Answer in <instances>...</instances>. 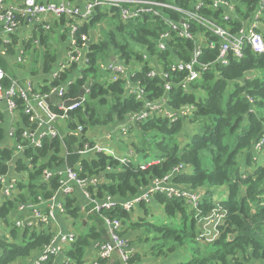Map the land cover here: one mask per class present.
I'll return each instance as SVG.
<instances>
[{
	"label": "trees",
	"instance_id": "obj_1",
	"mask_svg": "<svg viewBox=\"0 0 264 264\" xmlns=\"http://www.w3.org/2000/svg\"><path fill=\"white\" fill-rule=\"evenodd\" d=\"M160 1L198 13L233 34L251 23L261 9L262 2L236 0L234 9H230L226 6L215 7L213 0ZM200 3L202 6L198 9ZM160 11L161 15L144 14L124 21L118 8L97 6L91 17L80 24L76 34L79 39L82 34L88 35L89 64L84 68L73 65L58 77H52L50 82L43 81L41 84V80H38L35 90L46 93L55 86L75 79L66 94L74 98L79 95L83 85H89L86 100L70 111L68 119L59 125V129L65 135L68 164L81 176L99 181L97 186H89L94 197L103 199L111 195L118 201L129 200L147 189L154 179L164 178L181 164L184 169L174 173L171 182L190 191L203 192L196 206L187 198L169 197L165 193L155 192L151 202L142 201L132 211H126L121 206L102 211L104 215L122 220L121 234L131 237V244L137 251L132 262L147 264L142 260L140 248L147 244L151 235L155 240L151 248L158 254L157 258L173 255L179 257L180 249H183L186 259L175 264L262 262L264 161L252 169L250 167L259 160L255 152L261 150L256 151L255 148L264 134V53L257 54L251 46H247L241 58L230 56V64L223 66L216 62L221 37L204 25L192 21L195 39L204 49L201 60L211 63V67L197 80L189 83L187 89L178 83L184 74H173V89L166 93L165 79L160 75L149 78L148 71L152 68L166 69L173 61L188 60L194 43L173 34L167 49L159 51L157 40L169 27L165 18L175 21L182 16L188 18L184 13L171 8H161ZM64 21L62 19V23ZM260 22L258 31L264 38V7ZM98 27L100 35L96 36L94 30ZM40 34L41 38H35L33 43L38 40L43 45L45 51L40 71L48 74L57 57L45 49L48 38L43 32ZM11 36V44H5L0 38V66L11 78L25 80V73L19 74L15 67L21 66L20 70L37 74L32 69L40 61L38 56L34 57V66L29 70L23 63L13 64L7 55L2 54L4 47L9 55L15 53L13 44L16 36ZM210 42L215 44L214 48L209 46ZM23 44L22 55L31 48L32 41ZM144 54L148 55L147 60ZM114 59L131 65L130 78L146 85L149 99L156 100L167 94L168 105L174 109L183 105L194 106L191 115L176 122L153 113L144 121L129 124L125 135L115 131L112 140H120L125 136L128 143L130 140L129 149L136 153L128 164L104 152L82 155L74 150L75 146L81 147L84 142H92L94 137L87 135L90 128H117L127 122L129 114L143 107L142 101L127 93L124 79L113 82L110 72L100 69V62ZM139 64L140 68L136 66ZM10 77L4 80L5 87L10 85ZM22 103L18 99L19 114L14 133L17 143L22 142L26 128L34 127L22 112ZM4 121L5 115L0 112V176L8 174L14 161L13 168L19 177L13 195L8 198L2 195L3 183L0 180V230H4L0 236V264H24V261L39 251L41 253L43 247L50 243L54 229L52 225L47 227L43 223L20 229L14 222V227H11L12 221L21 205H35L39 203L38 196L50 198L58 189V175L46 179L44 170L61 167L63 157L60 156L58 138L53 142L45 139L41 148L28 147L20 154L9 143L1 146L8 135ZM79 124L84 126L82 136L70 134L69 131L76 129ZM117 154L120 155V152ZM142 165L146 168H142ZM222 186L227 187L226 198H221L220 192H217L216 188ZM62 200L65 214L73 220V226L78 223L77 239L66 247L61 257H52L45 264H90L87 260L89 249L93 248L95 241H106L103 218L98 214L85 216L77 196H63ZM152 204L162 208L164 218H150L152 214L149 206ZM218 208L226 216L212 231L213 225L208 224L206 219ZM136 209L141 213L137 218ZM87 219L94 222L85 224ZM208 231L217 236L214 239H211L212 236L207 238ZM66 260L69 262L66 263Z\"/></svg>",
	"mask_w": 264,
	"mask_h": 264
},
{
	"label": "built area",
	"instance_id": "obj_2",
	"mask_svg": "<svg viewBox=\"0 0 264 264\" xmlns=\"http://www.w3.org/2000/svg\"><path fill=\"white\" fill-rule=\"evenodd\" d=\"M236 0H213L215 7L226 6L234 9ZM97 6L116 7L120 10L121 18L124 21H129L144 14L161 15V8H171L184 13L188 18L182 16L179 20H171L165 18L169 27L162 32L157 40V48L159 51H165L168 47V41L175 34L177 37L185 38L193 41V51L188 60L173 61L168 64L167 68H152L148 71L149 78H155L158 75L165 79L164 89L169 93L173 89L172 76L175 73H182L184 76L178 82L184 89L188 88L189 83L197 80L202 73L210 69L211 63L203 62V45L195 39L192 32L191 22L195 21L204 25L208 30L221 37L222 42L218 48L216 62L221 65L230 64V56L241 58L244 49L251 46L253 51L257 54L264 53V38L261 32L258 31L260 26L261 10L264 7V0L261 2V9L257 11L250 24L244 26L237 34H233L228 29L217 26L214 22L204 18L198 13L185 11L184 9L160 0H85L83 5L70 0H15L12 3H7L5 0H0V23L2 24V33L6 35L14 34L22 25L31 26L39 31L50 30L52 22L58 21L62 25V32H66L70 36L69 46L67 48L66 57L60 68L53 72V78L58 77L61 72H65L73 65L84 68L89 64V57L87 53V46L89 44L88 35L82 34L80 39L77 37L80 24L87 21L91 17L93 11ZM202 3L197 5L199 9ZM228 18L227 16L225 17ZM62 19L65 23L62 24ZM182 21H184L182 23ZM3 39V38H2ZM80 40H83L80 43ZM5 44H11L12 40L3 39ZM211 48L215 47L213 42L209 43ZM2 53H7L4 47ZM144 59H148V55L144 54ZM100 69L108 71L114 80L124 79L125 88L130 96L135 97L136 100L143 102V107L140 111L128 115L127 122L115 128V131L122 130L123 134L128 131L129 124L141 122L151 116L153 113L160 114L172 122L178 121L180 118L189 116L193 113V105H183L174 109L168 105L167 94L161 98L152 100L148 98V91L146 85L134 81L130 78L131 65H125L117 60L104 61L99 64ZM139 68L140 65H137ZM10 77L7 71L0 66V99L6 101L7 106L13 117L19 114L18 99L23 101L22 112L27 115L31 125L23 131L22 142L16 143L15 148L17 152H23L28 147L41 148L45 139L50 141L56 138L60 140L61 152L63 157V165L56 170L45 169L44 177L49 179L54 175H58V189L52 193L50 198L38 196L39 203L35 205L23 204L19 207L20 210L31 209L30 217L32 221H23V219L16 221L18 227H26L28 225L35 226L43 223L49 227L55 217V212L58 210L65 214V208L62 206L60 196H77L81 204V212L85 216L101 215L103 224L106 227V233L111 236V240L95 241L93 249L95 251V258L90 261V264H135L132 258L135 257L137 251L131 244V240L121 235L123 228L122 220L111 215L102 214V211L111 210L121 206L126 211L134 210L142 201L151 202L152 195L155 192L167 194L169 197L187 198L193 205H198L203 192L190 191L183 187L174 185L171 182L174 173L181 172L184 166L181 164L173 169V171L161 179H154L151 184L144 189L139 195L126 201H118L111 195H106L103 199H98L89 191V186H97L99 181L94 178L83 177L78 171L71 167L67 161L68 147L65 141V135L61 134L59 125L62 124L69 117L70 111L77 106H80L87 97L90 88L88 84L82 86L84 95L80 103L66 107L63 104L51 103L47 104L45 99L55 93L58 98L64 100L76 99L79 97H67L69 87L73 84L75 79H70L66 84L53 87L49 92L42 93L35 90L36 85L33 80L25 79L20 81L17 78H11V83L5 87L3 82ZM82 78L83 75L81 74ZM81 91V90H80ZM58 109V110H56ZM114 131V132H115ZM84 132V126L79 124L76 129L69 131L76 137H81ZM113 131L105 135L106 140H112ZM15 129H11V136L14 137ZM77 147L80 154L86 155L88 153L104 152L111 154L117 158L121 163L128 164L134 157L130 156L133 150H130L126 156L118 155L112 147L104 146L102 142L93 138L92 142H84L81 147ZM264 147V134L262 139L256 145V151L262 150ZM142 168L146 166L142 165ZM3 183L2 195L5 198L13 195L17 177L16 176H0ZM46 203L45 206L43 204ZM41 206V207H40ZM44 208V209H43ZM225 213L220 208L216 209L211 217L207 218V223L212 224L214 228L222 222ZM27 217V215H26ZM213 231V230H212ZM206 236L214 239L216 233L212 235L211 231L206 232ZM77 239V230L69 229L68 231H53V238L45 245L39 254L38 258L33 264H45L52 257H61L64 254L68 245L75 242ZM69 260H66L68 263ZM256 264H264V261Z\"/></svg>",
	"mask_w": 264,
	"mask_h": 264
},
{
	"label": "rangeland",
	"instance_id": "obj_3",
	"mask_svg": "<svg viewBox=\"0 0 264 264\" xmlns=\"http://www.w3.org/2000/svg\"><path fill=\"white\" fill-rule=\"evenodd\" d=\"M56 22L57 21H53L52 22V28L50 30H42L41 31L48 38V40H47L48 45H47V47L45 46V49H48V51H50L51 53H55L56 57H57V61L53 64V68H52L51 72L48 73V74H43L40 71V63H41V60L43 58V54H44V51H45V50L44 51L41 50V46H43V45H41V44L40 45H36V44L33 43V40H35V38L38 39V40L41 38L40 32H36V33H33V34L30 33L29 35H24V34L18 32L17 36L15 37L16 41L13 44V47L15 49V53H14L15 56L19 55L20 50L24 46V44H23L24 41H27V40L32 38L31 39L32 48L28 49L25 52L24 57H27V56L31 55L32 53H35V55L38 56L40 62H39L38 65H36L32 69L33 71L37 72V74H33L32 72H26V71L20 70L18 67H15V70L19 74H24L25 73V75L23 77H25L27 79H30V80H33L35 82V84H37L38 80H41V84H43L42 81L50 82L52 80V77H53L52 76L53 72L57 71L60 68V65L62 64V62H64V59L66 57L67 48H68L69 42H70V36H69L68 33L62 32L61 23H59V25H57ZM99 29H100V27H98V28H96L94 30L96 36L100 35ZM19 56H21V59H20L19 63H21V61H24L22 63L26 64L27 60L23 58L22 54L19 55ZM20 81H24V78H22ZM17 119H18V115H17ZM13 124L15 125V123H13ZM98 129L99 128H90L88 130V132H87V135L92 137V138L95 135H98L97 139L100 140L104 146H108V147L110 146L113 149H115L116 152L119 151L121 156H126L127 153L130 150H132V149H129L130 140H129V143H128V141L125 138V136H122L120 140L113 139V140L108 141L105 138H103L105 128L102 129L103 134H100L101 133V129H99V130ZM118 131L121 132L120 129ZM121 135H123V133ZM129 139H131L130 135H129ZM117 148H119L120 150H118ZM255 153H256L255 155L257 157H259V160H258L257 163H254L253 166L250 167V169L254 168L256 165L262 164L263 161H264V149L261 150L258 153L257 152H255ZM134 156H136L135 152H134ZM216 189H217V192H220V197L221 198H226L228 196V193H227L228 190H227L226 186L218 187ZM149 210H150V214H152L151 216L149 214V216L152 219H155L157 216H160L161 218L165 217L162 208H157L153 204L149 206ZM57 214H61V213H57ZM140 214L141 213H140L139 209H136L135 218H137L138 215H140ZM61 215L63 217H65V219L67 220L66 222L68 223L70 229L78 230V223L75 226H73V221H72V219L70 217H68L66 214H61ZM52 226H53V229L57 230V227H59L60 225L53 224ZM11 227H14L13 223L11 224ZM208 227H210V225ZM7 229L8 228H6V230ZM214 230L215 229H213V231ZM7 232H8V230H7ZM207 238H209V236H207ZM154 241L155 240H153V236L151 235L149 240L147 241V244L145 246H143L142 248H140V252H141V255H142V260L145 263H147V264H175V262H178L179 260L181 262V261L186 259L185 258L186 255L183 253V249H180V256L179 257H177L176 255H173V256H170V257H159V258H157L158 254H156L155 251H154L155 252L154 253L152 251V248H151L152 247L151 244H153ZM92 257H94V255H92L90 258H92ZM15 264H18V263H15Z\"/></svg>",
	"mask_w": 264,
	"mask_h": 264
},
{
	"label": "crops",
	"instance_id": "obj_4",
	"mask_svg": "<svg viewBox=\"0 0 264 264\" xmlns=\"http://www.w3.org/2000/svg\"><path fill=\"white\" fill-rule=\"evenodd\" d=\"M7 3H12L14 2L15 0H5ZM41 1H46V0H41ZM53 1H57V0H53ZM75 2H77L78 4L80 5H83L85 0H75ZM57 25H59V22L57 21L56 22ZM20 32L24 35H29L30 33H36V32H40L39 30L35 29V28H32L31 26H26V25H22L15 33L14 35L17 36V33ZM41 33V32H40ZM0 38H3L5 40H12L13 37L11 35H6L5 33L3 34L2 33V24L0 23ZM47 38V37H46ZM32 39V38H31ZM29 39V40H31ZM27 40V41H29ZM25 42V41H24ZM36 45H40V42L38 40L35 41ZM32 48V46H31ZM30 48V49H31ZM41 50L43 51V47L41 46ZM24 52V47L20 50L19 52V55H21L22 53ZM6 55L8 56L7 58L10 59V61L14 64V63H19L20 62V59H21V56L17 55L15 56L14 54L13 55H9L8 52L6 53ZM23 58H25L27 60L26 64L23 63L24 67L26 69H31L33 66H34V63H33V58L36 57L37 55H35V53H32L31 55L27 56V57H24V55H22ZM24 62V61H21V63ZM137 66V65H136ZM19 68H21V66H19ZM76 76V75H75ZM43 82V81H42ZM0 112L4 113L5 115V121H4V127L7 131V139L5 142H3L1 144V146H4L5 144L9 143L11 146H14L16 145V141H15V137L11 136L10 132H11V129H15L16 127V123L18 121L17 117H13V115L11 114V112L9 111L8 109V106H7V103L5 100L3 99H0ZM15 123V125L13 124ZM105 128V127H102V128H99L101 129V133L100 134H103V131L102 129ZM98 129V130H99ZM116 129L114 128V126H110V127H106L105 128V131H104V135H103V138H105V135L108 133V132H111V131H115ZM94 138H98V135H95ZM110 141V140H108ZM9 145V146H10ZM6 146V145H5ZM17 153H22V152H17ZM134 155V152L130 153V156H133ZM13 164H14V161H13ZM11 165V168L9 169V172L6 176H16L17 178L19 177L16 172L14 171V165ZM63 197V196H62ZM62 197L60 196L59 197V200L62 199ZM41 207V206H40ZM30 212H31V209L29 207H27V209H24V210H20L18 208L17 210V216L13 219L12 223L14 222L15 223V226L18 227L16 225V221L18 220H21L23 219V221H32L30 220L28 217H30ZM57 213H61L59 212L58 210H56L55 212V217L54 219L52 220V224H57V225H60L59 227H57V230L55 231H68L70 228H69V225L68 223L66 222L67 220L65 219V217H63L61 214H64V213H61V214H57ZM27 215V217H26ZM62 216V217H61ZM73 221V220H72ZM89 222V223H93L94 220H90V219H87L85 221V224ZM38 224V222L36 223V225ZM50 225V226H51ZM53 227V226H52ZM20 229H23V227H18ZM4 233V230H0V236ZM128 238L131 240V237L128 236ZM40 254V251L37 252L36 254H34L33 256H31L27 261H24L25 263L24 264H33L34 261L38 258ZM92 255H94V257L90 258ZM95 251L94 249L91 247V249H89L88 253H87V260L90 262L92 259L95 258ZM16 262L12 263V264H15ZM18 263V262H17ZM20 264V262L18 263Z\"/></svg>",
	"mask_w": 264,
	"mask_h": 264
},
{
	"label": "water",
	"instance_id": "obj_5",
	"mask_svg": "<svg viewBox=\"0 0 264 264\" xmlns=\"http://www.w3.org/2000/svg\"><path fill=\"white\" fill-rule=\"evenodd\" d=\"M183 22L184 21H182V23ZM83 95H84V89H81L78 98H76V99H68V100H64L63 101V99L58 98L57 95L55 93H53L48 98H46L45 101H46L47 104L57 103V104H63L64 106L69 107V106H72L74 104L80 103L81 100H82ZM51 142H52V140H51ZM74 150H77V147H74Z\"/></svg>",
	"mask_w": 264,
	"mask_h": 264
},
{
	"label": "bare ground",
	"instance_id": "obj_6",
	"mask_svg": "<svg viewBox=\"0 0 264 264\" xmlns=\"http://www.w3.org/2000/svg\"><path fill=\"white\" fill-rule=\"evenodd\" d=\"M3 54V53H2ZM3 55H6V53L5 54H3ZM106 62V61H105ZM112 81L114 82V81H116V80H114L113 78H112ZM100 153V152H99ZM62 197V196H61ZM60 204H62V206L65 208V205H64V202H63V200H61V203ZM46 205V203H44L43 204V206H45ZM65 213H66V208H65ZM28 227L29 228H31V227H33L32 225H28ZM52 230H53V227H52ZM122 235V234H121ZM106 240H111V236L109 235V234H107L106 233Z\"/></svg>",
	"mask_w": 264,
	"mask_h": 264
}]
</instances>
